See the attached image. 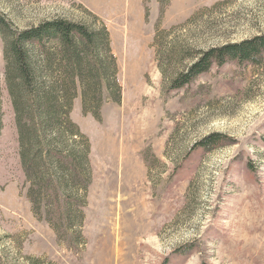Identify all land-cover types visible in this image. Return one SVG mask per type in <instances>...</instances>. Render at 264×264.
<instances>
[{
	"label": "rangeland",
	"instance_id": "obj_1",
	"mask_svg": "<svg viewBox=\"0 0 264 264\" xmlns=\"http://www.w3.org/2000/svg\"><path fill=\"white\" fill-rule=\"evenodd\" d=\"M219 1L0 0L19 28L94 14L121 85V102L105 101L99 120L79 97L73 102L70 117L90 141L91 177L81 236L59 238L27 197L0 38V264H264V64L215 65L179 89L157 66L156 29ZM198 19L206 20L191 24L198 49L238 42L264 33V0H230ZM211 133L233 143L193 149ZM128 184L135 187L121 188Z\"/></svg>",
	"mask_w": 264,
	"mask_h": 264
},
{
	"label": "trees",
	"instance_id": "obj_2",
	"mask_svg": "<svg viewBox=\"0 0 264 264\" xmlns=\"http://www.w3.org/2000/svg\"><path fill=\"white\" fill-rule=\"evenodd\" d=\"M228 1L205 7L169 29H156L157 66L170 89L191 84L215 65L264 64V33L206 49L193 45L191 24L202 25L206 20L199 16H211ZM87 14L92 22L54 17L19 28L0 12L4 83L20 166L29 183L27 197L39 219L59 238L69 232L72 240L81 236L91 177L90 141L70 117L73 102L79 97L83 112L97 120L105 101L121 102L108 30L101 21L95 25L99 19L94 14ZM232 143L224 134L211 133L192 147L205 154Z\"/></svg>",
	"mask_w": 264,
	"mask_h": 264
},
{
	"label": "bare ground",
	"instance_id": "obj_3",
	"mask_svg": "<svg viewBox=\"0 0 264 264\" xmlns=\"http://www.w3.org/2000/svg\"><path fill=\"white\" fill-rule=\"evenodd\" d=\"M141 54H142V50L140 49V50H136L134 53H132V55H133V57L135 56V58H133L131 61H132V63H131V68H132V71H131V76H133L134 74H136L139 70H140V68H139V66H140V60L138 59V57L139 56H141ZM132 58V57H131ZM135 187L134 185H130V184H128L127 186H126V188L125 187H121L122 189H124V190H132L133 188ZM112 210V209H111Z\"/></svg>",
	"mask_w": 264,
	"mask_h": 264
}]
</instances>
